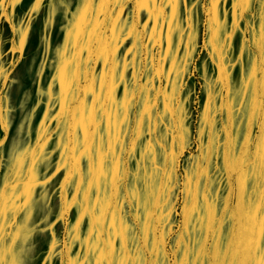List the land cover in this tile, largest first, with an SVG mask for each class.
<instances>
[{
	"label": "crops",
	"instance_id": "1",
	"mask_svg": "<svg viewBox=\"0 0 264 264\" xmlns=\"http://www.w3.org/2000/svg\"><path fill=\"white\" fill-rule=\"evenodd\" d=\"M128 1L101 13L82 208L58 264H264L263 11Z\"/></svg>",
	"mask_w": 264,
	"mask_h": 264
},
{
	"label": "rangeland",
	"instance_id": "2",
	"mask_svg": "<svg viewBox=\"0 0 264 264\" xmlns=\"http://www.w3.org/2000/svg\"><path fill=\"white\" fill-rule=\"evenodd\" d=\"M251 2L264 15V0ZM128 4L0 0V264H58L69 250L86 109L98 97L101 13Z\"/></svg>",
	"mask_w": 264,
	"mask_h": 264
}]
</instances>
